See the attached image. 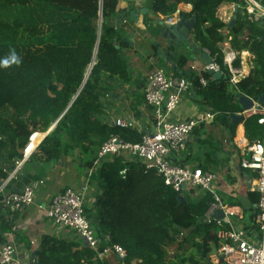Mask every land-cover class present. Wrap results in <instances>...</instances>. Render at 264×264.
Returning a JSON list of instances; mask_svg holds the SVG:
<instances>
[{
  "label": "trees",
  "instance_id": "trees-1",
  "mask_svg": "<svg viewBox=\"0 0 264 264\" xmlns=\"http://www.w3.org/2000/svg\"><path fill=\"white\" fill-rule=\"evenodd\" d=\"M119 1L0 0L1 5L21 6L28 10V18L33 16L30 22L21 18L13 22L0 20V61L10 58L13 51L21 59L19 65L0 67V182L7 178L4 164L14 168L17 160L24 159L31 138L48 132L57 121L55 130L38 148V154L49 162L70 154L78 144H82L85 152L100 148L116 135L129 143L142 142L144 132L110 126L101 119L108 81L113 78L124 83L130 81L129 61L124 52L129 44L112 24ZM183 2L154 0L152 10L157 15L172 17ZM187 3L193 6L187 17L197 18L192 30L194 40L222 70L192 76L196 96L202 106L220 114L215 122L227 128L231 141L238 126L243 125L252 144L263 135L259 116L247 117L237 125L232 123V117L243 113L238 95L255 101L264 96V27L246 13L238 14L234 27L218 17L222 4H240V0ZM31 6L33 12H29ZM50 14L54 16L46 18ZM225 29L230 31L232 49L239 54L237 68L242 67L243 52L253 56L251 72L237 88L230 84L223 62L221 45L227 39ZM172 60L177 76L188 58L174 55ZM202 78L208 81L207 86L201 84ZM64 135L72 137L74 144L66 142ZM94 162L86 167L91 169ZM124 169H127L125 178L120 174ZM92 178L98 181L100 193L92 208L85 207L86 216L103 247L109 236L111 244L126 250V264H179L170 259L169 249L174 246L177 247L174 256L180 264H208L204 263L205 258L220 248L219 228L203 223L215 202L210 193H201L195 200L184 197L185 202H181L182 195L166 185L157 170L149 171L141 162L121 156L103 159L98 175ZM13 187L11 181L7 188ZM255 196L258 203L259 195ZM8 227L4 231L9 232ZM183 231L187 235L179 243ZM185 245L193 252L184 251ZM39 256V264H102L87 246L51 237L43 239Z\"/></svg>",
  "mask_w": 264,
  "mask_h": 264
},
{
  "label": "crops",
  "instance_id": "crops-1",
  "mask_svg": "<svg viewBox=\"0 0 264 264\" xmlns=\"http://www.w3.org/2000/svg\"><path fill=\"white\" fill-rule=\"evenodd\" d=\"M153 1H119L118 14L114 17L112 24L119 29L123 41L129 44V48L124 52L129 61L130 81L124 83L118 78L110 79L102 98L105 110L101 119L104 123L115 126L117 119L132 121L135 123L134 129L142 133L152 131L155 122L153 109L147 105L144 96L148 75L156 68H162L167 71L169 76L185 77L190 80L192 76L203 72L204 67L210 63L211 59L208 55L209 52L202 49L201 45L194 40L192 31L189 32L188 40L185 43L169 48L170 40L161 35V31L166 27L165 20L168 17L154 13L152 10ZM240 1V4L224 3L218 9V17L231 27L236 25L238 14H245V9L249 4V0ZM252 1L264 8V0ZM192 10V4L183 2L174 16L190 21L192 19L188 18L187 15L191 14ZM132 13H134L136 20L132 19ZM119 15L122 16V19L117 27ZM253 21H256L260 27H264V19ZM223 34L227 36V39L221 46L224 47L225 44H228L232 49L230 31L225 29ZM159 50H162L163 54L168 51L174 52L175 54H172L170 58H173L174 55H183L188 58L187 65L179 75H174L172 64L165 63L163 59L155 57L156 55L158 57ZM241 57L242 66L250 74L253 56L249 52H243ZM209 110V108L201 105L192 87L191 91L184 95L180 106L170 116V120L178 122L197 118ZM252 115H254L253 111H250L245 114V118ZM46 133H38L32 141L30 140L31 146L27 156L23 159V166L9 182L13 181L14 187L7 188L8 183L5 188H2L3 184L10 179L16 162L20 160L15 162L14 168L4 164L3 170L7 178L0 182V194L4 199L7 194L21 191L34 181H44L36 194L35 204L23 211L11 213L4 207L3 200L0 201V244L13 241L22 258L33 259L35 255L37 262L41 258L39 256L40 245L45 237L86 246L76 233L56 227L47 217V211L53 197L66 188L82 190L84 187H88L86 207L90 209L95 205L100 193L98 181L92 178L93 175H98L100 165L96 167L93 165L91 169L86 167L87 163L96 160L100 148L96 147L85 152L82 144H78L70 154L64 155L58 161L49 162L38 154L39 146L47 137ZM238 137L243 139L238 140ZM64 140L74 144V140L68 135H64ZM250 144L245 136L243 125L238 126L236 137L231 141L227 128L213 120L198 126L186 147L180 153L172 156V162L179 166L216 173L218 176L217 191L222 200L227 205L242 211L243 219L240 224L248 229L250 235H253L257 203L254 201L256 200V193L251 191V187L256 174L241 166L247 158L246 147ZM34 154L36 155L33 156ZM92 171L93 173L90 175ZM200 195L201 193L186 188L182 197L195 200ZM7 227L10 228L9 232L4 231ZM105 264H119V260L112 256L107 258Z\"/></svg>",
  "mask_w": 264,
  "mask_h": 264
},
{
  "label": "built area",
  "instance_id": "built-area-1",
  "mask_svg": "<svg viewBox=\"0 0 264 264\" xmlns=\"http://www.w3.org/2000/svg\"><path fill=\"white\" fill-rule=\"evenodd\" d=\"M245 13L252 20L264 19V8L252 0H249ZM180 21V18L172 16L165 20V24L173 26ZM222 50L223 62L228 70L230 84L237 88L241 80L249 74L244 66L241 68L235 66L239 54L232 50L228 44H225ZM208 55L210 56L209 53ZM211 60L212 62L204 67L203 72L222 73L221 67L215 59ZM193 69L195 68L193 67ZM200 82L203 86L208 84L204 78ZM192 87V81L188 78L169 76L167 71L162 68L153 70L147 77L144 91L145 101L153 109L155 119L153 130L145 132L142 142L136 144L126 142L118 135L112 136L100 147L94 166H99L100 162L107 157L121 156L128 161L141 162L149 171L157 170L166 185L173 187L181 195L186 188L199 193H210L215 202L203 218V223L219 228L218 264H264V131L260 140L246 147L247 158L241 164L244 169L251 170L256 174L251 191L259 195L254 234L250 235L248 229L240 224L243 219L242 211L227 205L217 191L218 176L216 173L179 166L172 162V156L180 153L186 147L192 133L200 124L213 121L220 115L216 111L209 110L197 118L178 122L171 121L170 116L178 109L182 98L191 91ZM255 104L257 107V101ZM256 107L253 109V114L259 116L258 123L264 130V106ZM115 126L131 129L135 127V123L117 119ZM30 146L29 144L25 150L24 157L27 156ZM23 164V160L16 162L10 179L3 184L2 188H5L10 180L19 173ZM92 173L93 171L90 175ZM120 174L125 178L127 169L121 171ZM43 184L44 181H34L21 191L7 194L2 201L4 207L11 213L31 207L35 204L36 194ZM87 191L88 187H84L82 190L64 189L51 200L47 217L56 227L76 233L95 253V260L105 264L107 258L113 256L119 260V264H126L128 259L126 250L121 245L111 244L109 236H106L107 245L103 247L92 222L87 218L85 213ZM219 213L223 214L222 218L219 217ZM186 233V231L181 232L179 238L185 237ZM36 262L34 258H22L15 242L0 244V264H35Z\"/></svg>",
  "mask_w": 264,
  "mask_h": 264
},
{
  "label": "water",
  "instance_id": "water-1",
  "mask_svg": "<svg viewBox=\"0 0 264 264\" xmlns=\"http://www.w3.org/2000/svg\"><path fill=\"white\" fill-rule=\"evenodd\" d=\"M118 18H119V20L117 21V27L120 25V20L122 19V16L119 15ZM132 19L136 20L134 17V13H132ZM196 19H197L196 17H194L190 21H188L186 19H181V21L178 22L176 25H173V26L166 25L165 29L161 31V35L163 37H165L166 39L170 40L169 45H168L169 48H171L175 45H179L181 43H185L188 40L189 32L192 31L196 27ZM101 23H102V16H101ZM233 23H234V21L232 22V24ZM172 54H175V53L172 51H168L167 53L163 54L162 50L158 51V56L161 59H163L165 63L169 62L170 64H172L173 60H172V58H170V56ZM94 61H95V59H94ZM210 62H212L211 59H210ZM173 68L176 69L175 66H173ZM88 76H89V74H88ZM237 98H238V103L242 107L244 114H238V115H234L232 117V123L235 125H237L239 123V121L244 120L245 114L250 112V111H253V109L256 107L254 100L247 97V96L238 95ZM262 106H264V96H262L257 101V107L256 108H261ZM57 123H58V121L48 130V132L46 133V136H48L50 134V132L57 125ZM181 202H185L184 197H181ZM181 202L179 204H181ZM219 217L222 218L223 214L219 213ZM34 259H35V255H34ZM35 264H39V263L36 262Z\"/></svg>",
  "mask_w": 264,
  "mask_h": 264
},
{
  "label": "rangeland",
  "instance_id": "rangeland-1",
  "mask_svg": "<svg viewBox=\"0 0 264 264\" xmlns=\"http://www.w3.org/2000/svg\"><path fill=\"white\" fill-rule=\"evenodd\" d=\"M28 9H29V12H33L34 7L33 6L28 7ZM27 11L28 10L21 9V6H19V8L18 7L17 8L16 7L13 8V7H8V6L1 5L0 4V20H7V21H10V22H13V21L17 20V18H21L23 20H27V21L30 22V20L33 19V16L30 15V18H28ZM53 16L54 15L50 14V16H48L46 18L50 19ZM26 25H28V24H26ZM183 239L184 238L180 239L178 237V242L179 241L180 242L183 241ZM176 250H177V247L176 246H174L173 248L169 249L170 259H172V261H175V262H177V263L180 264V262H178V259L175 258V256H174L175 255L174 253H175ZM183 250L184 251L188 250L190 252H193L189 245H185ZM218 251H219V249H214L213 252H212V254H210L209 256H207L205 258V262L204 263H208V264H218L219 263V261H218V258H219ZM189 254H187V255H189Z\"/></svg>",
  "mask_w": 264,
  "mask_h": 264
},
{
  "label": "clouds",
  "instance_id": "clouds-1",
  "mask_svg": "<svg viewBox=\"0 0 264 264\" xmlns=\"http://www.w3.org/2000/svg\"><path fill=\"white\" fill-rule=\"evenodd\" d=\"M21 63V59L20 57L15 53V51H13L11 53L10 58H6L2 61H0V67H9L11 64H16L19 65Z\"/></svg>",
  "mask_w": 264,
  "mask_h": 264
},
{
  "label": "bare ground",
  "instance_id": "bare-ground-1",
  "mask_svg": "<svg viewBox=\"0 0 264 264\" xmlns=\"http://www.w3.org/2000/svg\"><path fill=\"white\" fill-rule=\"evenodd\" d=\"M243 138H241V137H238V140H242Z\"/></svg>",
  "mask_w": 264,
  "mask_h": 264
}]
</instances>
